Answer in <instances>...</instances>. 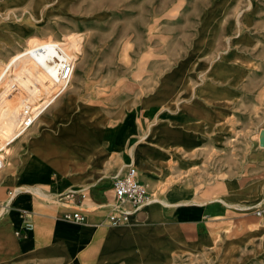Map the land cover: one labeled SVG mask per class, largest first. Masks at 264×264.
<instances>
[{"label":"rangeland","instance_id":"rangeland-1","mask_svg":"<svg viewBox=\"0 0 264 264\" xmlns=\"http://www.w3.org/2000/svg\"><path fill=\"white\" fill-rule=\"evenodd\" d=\"M67 56L75 59L69 85L10 143L0 182L15 179L26 151L59 174L82 164L76 151L96 162L104 148L91 119L119 120L117 137L126 124L134 129L116 139L108 164L120 174L132 162L154 194L146 208L173 212L212 198L205 204L239 210L215 226L211 253L169 264H264V0H0V143L22 107L49 94L51 62ZM74 135L85 138L77 149L66 140ZM226 182L251 193L216 197ZM229 241L237 246L225 258Z\"/></svg>","mask_w":264,"mask_h":264},{"label":"crops","instance_id":"crops-1","mask_svg":"<svg viewBox=\"0 0 264 264\" xmlns=\"http://www.w3.org/2000/svg\"><path fill=\"white\" fill-rule=\"evenodd\" d=\"M145 117L144 111L138 109L136 119L141 128ZM91 120H97L92 122L97 129L94 134L104 148L99 160L88 161L84 159L86 154L76 151L75 155L81 158L79 162L82 164L71 161L59 174L52 164L26 151L19 164L23 169L15 179L0 182V203L4 202L2 208L8 211L0 216V264H169L188 254L211 253L216 241L215 226L231 221L232 212L239 210L220 201L205 204L212 198L193 202L191 190H188V198L194 204H188L187 209L179 207L173 212L163 209L157 212L144 205L129 216L130 224H105L110 203L114 200L112 177L120 171L112 169L110 166L114 164H108V161L117 151L116 139L126 142L134 128L126 124L121 129V136L117 137L119 120L112 124H103L104 118L97 116ZM67 139L71 142L70 148L77 149V142L85 138L74 135ZM46 146L42 141L36 149ZM133 154L135 151L132 150L131 159L134 160ZM185 155L188 154L181 157ZM135 169L136 179L143 183ZM152 170L148 173L154 175L159 169L153 167ZM125 171L126 168L120 174ZM14 186V190L21 191L15 194ZM225 187L216 197H223L228 202L245 201L251 193L247 187L227 182ZM81 189H85L84 198L76 192L65 195ZM153 189L161 195L157 187ZM148 193L150 198L154 197L153 193ZM8 200L9 207L6 206ZM77 209L85 216L83 222L63 217V214ZM25 211L29 212L33 222L29 229H24L23 225ZM17 229H22L19 236L15 233ZM236 246L237 242H227L224 257L232 256ZM260 246L264 248L263 241Z\"/></svg>","mask_w":264,"mask_h":264},{"label":"built area","instance_id":"built-area-1","mask_svg":"<svg viewBox=\"0 0 264 264\" xmlns=\"http://www.w3.org/2000/svg\"><path fill=\"white\" fill-rule=\"evenodd\" d=\"M56 51L60 52L57 45ZM54 66L55 72L52 76V87L49 94L44 99L35 103H26L20 113L14 130L13 136L10 140H6L0 144V171L2 170L7 149L10 143L21 137L27 130H29L35 123L38 116L46 109V107L58 98L69 85L75 71V59L67 56L65 58L57 59L51 62ZM136 169L133 165H128L123 174H115L112 177L114 185V200L110 203L109 214L106 217L105 224L111 226L125 225L129 223V216L146 205L150 198L146 186L136 179ZM78 193L82 198L85 197V189L79 191H70L66 196H71ZM128 205V207H126ZM254 214L259 216L261 210L256 209ZM24 229H29L33 226L29 212L23 213ZM63 217L68 220L83 222L85 220L84 214L79 210L67 212ZM22 229L15 231L19 236Z\"/></svg>","mask_w":264,"mask_h":264},{"label":"bare ground","instance_id":"bare-ground-1","mask_svg":"<svg viewBox=\"0 0 264 264\" xmlns=\"http://www.w3.org/2000/svg\"><path fill=\"white\" fill-rule=\"evenodd\" d=\"M128 165H133V164H132V163H127V164L124 166V168H126ZM133 166H134V165H133ZM137 170H138V169H137ZM143 184H144V185L146 186V188H147V185H146L144 182H143ZM147 189H148V188H147ZM18 191H21V190H14L13 192L15 193V192H18ZM14 193H13V194H14ZM15 194H16V193H15ZM10 198H11V197H10ZM10 198H8V199H10ZM9 201H10V200L7 201V204H6L7 207H9ZM159 201L164 202V203H168V201H167L165 198H163L162 200H159ZM147 204H148V203H147ZM147 204H146V205H147ZM128 224H130V223H128Z\"/></svg>","mask_w":264,"mask_h":264}]
</instances>
